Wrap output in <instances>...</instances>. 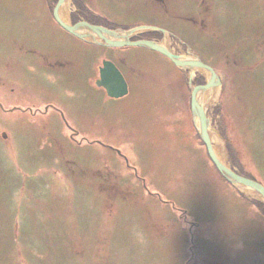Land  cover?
<instances>
[{"label":"rangeland","instance_id":"1","mask_svg":"<svg viewBox=\"0 0 264 264\" xmlns=\"http://www.w3.org/2000/svg\"><path fill=\"white\" fill-rule=\"evenodd\" d=\"M57 1L0 0L1 45L30 46L14 63L17 94L0 97V264H264V199L219 172L188 114L208 69L78 38L55 19ZM68 9L75 24H165L216 64L217 82L200 90L209 99L196 97L213 152L264 187V0H69ZM64 10L65 0L59 17L71 24ZM143 36L167 47V31L130 40ZM104 62L122 73L124 95L96 84ZM48 103L76 132L41 112Z\"/></svg>","mask_w":264,"mask_h":264},{"label":"water","instance_id":"2","mask_svg":"<svg viewBox=\"0 0 264 264\" xmlns=\"http://www.w3.org/2000/svg\"><path fill=\"white\" fill-rule=\"evenodd\" d=\"M64 3V0H58L56 7L54 9V17L59 23V25L64 28L69 33L74 36L87 40L91 39L93 42L101 43L103 42L108 46H127V45H137L146 47L151 50H156L163 55L167 56L177 67L184 68L185 66H196L203 67L208 69L211 75V79L207 82L206 85L197 86L192 91L191 97V109L192 114L194 115L195 121H198L201 131V138L204 141L208 155L210 156L211 161L215 164L216 168L219 172L233 182L241 183L242 185L247 186L252 189L256 194L261 195L264 199V187L260 185L258 182L250 180L240 174L232 171L230 168L226 167L213 152L211 141L208 135L207 123L204 116L203 111L201 110L196 96L202 93L200 90H204L210 88L214 85V80L217 82V65L211 62L209 59L204 57L202 54L197 52L189 42L174 28L167 26L162 23H135V27L125 31V26L119 29H111V25L98 23V25L90 24L86 21H79L75 24L73 17L68 9L69 0H65V10L64 16H67L71 24L64 22L59 17V9ZM102 25V26H101ZM105 26V27H104ZM142 28H153L158 30L167 31V46L172 48L178 54H182L185 58H181L173 52L169 51L167 47L165 48L161 43L153 41L151 39H138V40H130L134 39L135 30H139ZM79 31V32H78ZM215 67L214 71L208 67ZM101 81L100 83L106 88L107 94L111 96H119L122 95L126 88L122 87V90L118 88V91L115 90L113 84L112 76H116L117 79H122L120 72L114 67L111 62H104V68L100 69ZM120 77V78H119ZM99 83V82H98ZM124 84V81H123ZM118 85V84H117ZM125 85V84H124Z\"/></svg>","mask_w":264,"mask_h":264},{"label":"flooded vegetation","instance_id":"3","mask_svg":"<svg viewBox=\"0 0 264 264\" xmlns=\"http://www.w3.org/2000/svg\"><path fill=\"white\" fill-rule=\"evenodd\" d=\"M78 18L81 19L82 18L81 15ZM90 23H92V22H90ZM143 37L149 38L151 40L153 39L150 36H143ZM1 41H2V39L0 38V97H5V98L6 97H13V96H15L17 94L16 87L18 86V82L16 80V75H15V73L13 71L14 63H15L16 60L17 61H22V58L20 56L23 53L26 52L25 48H28L29 45L25 43L24 45H21L19 47V50H18V48L16 47V45H14V43L9 44V45H1ZM154 41L157 42V40H154ZM117 47H122V46H117ZM29 49H30V46H29ZM167 49L169 51L173 52L174 54L178 55L179 57L184 58V59H187L182 54H177L179 52H175L172 48H169L168 46H167ZM29 52L32 53L33 51L32 50H29ZM44 55H46V54H44L43 52H41L40 57H43ZM54 55L56 56L57 63H59L60 62V61H58L60 59L59 56H58L59 54L56 53ZM165 58L170 62V64H172V66H174L176 68V65L172 61H170L167 57H165ZM23 63L27 64V61L25 60ZM100 68H101V66L97 70V73L98 74L100 73ZM117 70L120 71L119 69H117ZM124 81H125L126 90L128 91V87H127V83H126L125 78H124ZM98 82H99V79L96 80V84L99 85V86H101V88L107 94V91L104 88V86L103 85H100ZM27 89H28L27 85L24 84L23 91L20 94L25 93L27 91ZM200 94H198L197 96H199ZM122 95H124V94H122ZM122 95H120V96H122ZM190 95L192 97V92H190ZM191 97H190V99H191ZM189 101L190 102H189V113L188 114L192 118L191 100H189ZM50 105L52 106V108H51ZM0 107L2 109H4L3 108V105L1 104V101H0ZM29 110H32L31 112H33V111L39 110V109L35 108V110H33V109H30L29 108ZM41 112L42 113H45V114L46 113L48 114L50 112L55 113V115L56 116H59V118L61 119V122H62V125H60L61 128L62 127L65 128L66 127L71 132H73V131L76 132L75 131V127L69 123V121H68V119H67L64 111L62 109H60L58 106L54 105L53 103H48V104L44 105V108L41 110ZM58 127H59V125H57V128ZM123 160L125 161V158L124 157H123ZM133 174L136 175V171L133 170Z\"/></svg>","mask_w":264,"mask_h":264},{"label":"bare ground","instance_id":"4","mask_svg":"<svg viewBox=\"0 0 264 264\" xmlns=\"http://www.w3.org/2000/svg\"><path fill=\"white\" fill-rule=\"evenodd\" d=\"M208 96H209L208 93H202V94L199 95L198 98L200 99V101H206V100L209 99Z\"/></svg>","mask_w":264,"mask_h":264}]
</instances>
